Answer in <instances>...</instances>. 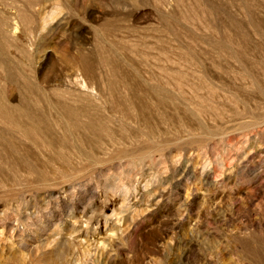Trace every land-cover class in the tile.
Masks as SVG:
<instances>
[{
    "label": "rangeland",
    "instance_id": "374dc122",
    "mask_svg": "<svg viewBox=\"0 0 264 264\" xmlns=\"http://www.w3.org/2000/svg\"><path fill=\"white\" fill-rule=\"evenodd\" d=\"M0 264H264V0H0Z\"/></svg>",
    "mask_w": 264,
    "mask_h": 264
},
{
    "label": "bare ground",
    "instance_id": "6f19581e",
    "mask_svg": "<svg viewBox=\"0 0 264 264\" xmlns=\"http://www.w3.org/2000/svg\"><path fill=\"white\" fill-rule=\"evenodd\" d=\"M79 61V60H78ZM42 131V130H41ZM44 142V141H43Z\"/></svg>",
    "mask_w": 264,
    "mask_h": 264
}]
</instances>
